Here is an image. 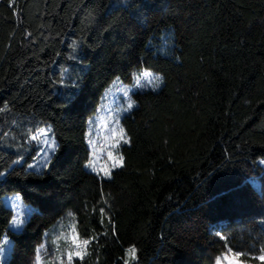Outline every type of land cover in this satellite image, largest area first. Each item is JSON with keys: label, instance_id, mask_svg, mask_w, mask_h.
Returning <instances> with one entry per match:
<instances>
[{"label": "trees", "instance_id": "16d2710c", "mask_svg": "<svg viewBox=\"0 0 264 264\" xmlns=\"http://www.w3.org/2000/svg\"><path fill=\"white\" fill-rule=\"evenodd\" d=\"M138 69L161 83L131 94L123 165L100 177L87 120ZM46 123L56 148L34 171L30 135ZM263 161L264 0H0L6 264H35L68 211L89 241L70 264H215L227 249L264 264ZM12 193L33 207L18 232Z\"/></svg>", "mask_w": 264, "mask_h": 264}, {"label": "rangeland", "instance_id": "374dc122", "mask_svg": "<svg viewBox=\"0 0 264 264\" xmlns=\"http://www.w3.org/2000/svg\"><path fill=\"white\" fill-rule=\"evenodd\" d=\"M153 21L154 19L150 21L151 25H153ZM146 70L152 73V78L160 77V80L156 81L159 86L161 75L148 69L134 71L130 82H123L118 78H114L104 89L96 111L87 120L86 143L90 150L89 161H93L94 164L90 165L88 161L85 167L97 173L100 177H108L104 174L103 170L105 168L111 172V170L120 167L119 165L115 168L112 167L113 159L109 158V152L112 153L113 158L121 157L119 148L122 144H125L124 140H120V132L121 129L123 130L121 118L134 106L131 94L140 89H155L158 87H153L148 84L147 79L143 78L139 84L136 83L137 77H142V73ZM129 103H132L131 108L128 107ZM42 129L47 132L46 135L41 132ZM123 135L124 139L127 140L124 131ZM34 136L37 139H33ZM30 140L32 142L31 146L34 148V154L27 168L38 171L47 165L56 148V140L50 124L46 123L34 131L30 135ZM117 141H119L118 144ZM262 164H264V161ZM4 174L5 172L0 177H3ZM2 201L12 211V217L8 224L9 229L16 232L20 231L33 207L24 203L19 193L4 195ZM86 245L78 237L74 218L72 213L68 211L44 231L42 242L36 248L35 264H70L73 259L83 256ZM10 249L11 241L7 235H3L0 240V264H6ZM77 252H80L81 256H77ZM69 254L72 256L71 260H69ZM258 256L259 258L263 257L262 254ZM134 260L127 251L125 261L130 263ZM218 260L221 261V264H225L227 260L230 264H246L239 260L231 249H227Z\"/></svg>", "mask_w": 264, "mask_h": 264}, {"label": "snow or ice", "instance_id": "6c2138e0", "mask_svg": "<svg viewBox=\"0 0 264 264\" xmlns=\"http://www.w3.org/2000/svg\"><path fill=\"white\" fill-rule=\"evenodd\" d=\"M142 78L143 79H147L148 84H151L153 87H157L158 85H157L156 81H159L160 80V77L159 76H156V77L152 78V73H150L147 70L142 73V77H137L136 83L139 84L140 83V80ZM128 107L131 108L132 107V103H129ZM41 132H44L45 135L47 134V132L45 130H43V129L41 130ZM33 139H37V137L34 136ZM120 140H124L125 143H128L129 142L128 140L124 139V135H123V130L122 129H121V132H120ZM45 143H47V141H45ZM118 143H119V141H117V144ZM109 158L110 159H113V164H112V167L113 168L117 167L118 165L119 166H122L123 165V157L113 158L112 157V153L109 152ZM89 164L90 165L91 164H94V162L93 161H89ZM103 171H104L105 176H110L111 175V172H110L109 169L105 168ZM87 243H89V241H87V240L86 241H83V244L86 245ZM135 252H136V250H135V247L134 246L128 249V253H129V255H130V257L132 259H136ZM76 255L77 256H81V253L80 252H77ZM236 255L238 256L240 254H236ZM71 258H72V256H71V254H69V260H71ZM225 258H227V257H225ZM38 259H39V257H38ZM261 259H264V257H261ZM217 264H221V261L218 260L217 261Z\"/></svg>", "mask_w": 264, "mask_h": 264}, {"label": "crops", "instance_id": "0c3cea01", "mask_svg": "<svg viewBox=\"0 0 264 264\" xmlns=\"http://www.w3.org/2000/svg\"><path fill=\"white\" fill-rule=\"evenodd\" d=\"M217 264V263H216ZM225 264H230V263H228V260L227 261H225Z\"/></svg>", "mask_w": 264, "mask_h": 264}]
</instances>
